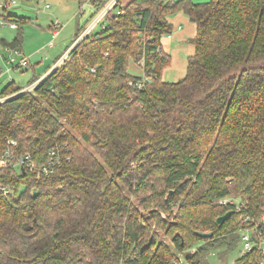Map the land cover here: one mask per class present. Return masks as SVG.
I'll list each match as a JSON object with an SVG mask.
<instances>
[{
  "label": "trees",
  "instance_id": "1",
  "mask_svg": "<svg viewBox=\"0 0 264 264\" xmlns=\"http://www.w3.org/2000/svg\"><path fill=\"white\" fill-rule=\"evenodd\" d=\"M91 1L73 42L109 0ZM178 11L196 24L195 49L169 81L161 39ZM101 25L45 77L33 71L32 89L14 79L0 89V157L9 148L15 163L0 165V264H206L264 214V0H117ZM53 146L52 172L20 161L48 163ZM229 264H264V249Z\"/></svg>",
  "mask_w": 264,
  "mask_h": 264
},
{
  "label": "rangeland",
  "instance_id": "2",
  "mask_svg": "<svg viewBox=\"0 0 264 264\" xmlns=\"http://www.w3.org/2000/svg\"><path fill=\"white\" fill-rule=\"evenodd\" d=\"M85 1L86 3L82 5L79 0H0V67L4 71V75L0 79V89L11 79H14L18 84L27 85L33 78V66L38 64L43 67L47 66L51 60L62 55L68 46H72L78 24L85 23L86 20L92 17L94 12L92 1ZM193 1L206 2L210 0ZM47 3L48 5H46ZM2 5L14 17L25 18V21L19 23L18 27H12L10 21L2 15ZM184 14L183 11L173 14L171 23L176 21L177 16ZM55 20L59 21L58 30L61 32L60 35L53 33L51 24ZM192 26L194 36L196 24L193 23ZM188 27L189 25L186 23L184 26L185 31L188 30ZM19 34L22 35L19 49L3 43V40L13 41ZM189 41L183 43L178 49L169 51L172 55V61L170 65L163 69L164 79L176 81L186 74L188 56L192 54L187 48L189 44L191 45ZM25 56L29 60L27 65L13 66ZM12 58L15 59L14 64L11 62ZM129 71L135 74L143 73L142 67L134 61L129 64ZM136 205L154 230L170 244L171 239L165 234L164 230L159 228L154 219L150 218L149 213L138 202H136ZM176 211L177 208L169 217L173 218ZM238 219L240 221L241 218L238 217ZM262 244L264 246V241ZM242 250V233H233L229 238H223L218 245L209 250L206 255V264L232 263L241 254Z\"/></svg>",
  "mask_w": 264,
  "mask_h": 264
},
{
  "label": "built area",
  "instance_id": "3",
  "mask_svg": "<svg viewBox=\"0 0 264 264\" xmlns=\"http://www.w3.org/2000/svg\"><path fill=\"white\" fill-rule=\"evenodd\" d=\"M116 2H117V0H110L105 4V6L96 14V16L90 21V23L86 26V28L80 33V35L72 43V46L70 47V49H72L73 46L76 43H78L80 40H82L88 33L95 30L96 28H99V26L101 25V22L104 19L106 13L114 6V4ZM10 25L12 27L17 26L16 22H10ZM52 26H53V33L55 35H57L59 21L58 20L53 21ZM102 26L105 27V24L101 25V27ZM50 44L52 45V42ZM70 49L68 50V52L63 54L61 56V58H59L55 67H57L58 65L61 64V62H63V60L68 56ZM14 61H15V59L12 58L11 62L13 64H14ZM28 63H29L28 58L23 57L20 62H18L17 64H14L13 66H15V65H27ZM3 72H4L3 69L0 67V76L3 74ZM38 82H39V80H37L36 82H34L32 84H29L24 89H28V90L32 89L36 84H38ZM4 99H5V97H0V101H2ZM9 143L15 144L16 142L14 139H10ZM49 155L51 157L49 162L45 163V164H41V165H39L36 161L32 160L30 158V156H26V161L23 157L20 161H21V163H25L27 166H29L34 171H36L38 173V175H40L41 173L52 172L54 170L55 166L57 164H59V162H60V155H59V152L57 150V146H53L52 148H50ZM13 158H14V154H12L10 149L7 148L0 157V165L1 166H7V165L15 164L13 162L14 161ZM2 190L7 192V189L4 186H2ZM215 202H218L221 204H228V203H234L236 201H235V199H233V197H223V198H219V199L215 200ZM246 218L247 217H244V219H246ZM252 232H254V234L256 235L255 240L252 238V236H253ZM241 233H242V240H243V250H242L243 253H246L247 251L251 250L256 245L259 248L264 249V246L262 244V242L264 241V214L262 215L261 224H257V226H255V228H252V229H245ZM192 251H195V249L193 248ZM177 261L180 263H187L184 255L182 253L178 254Z\"/></svg>",
  "mask_w": 264,
  "mask_h": 264
},
{
  "label": "crops",
  "instance_id": "4",
  "mask_svg": "<svg viewBox=\"0 0 264 264\" xmlns=\"http://www.w3.org/2000/svg\"><path fill=\"white\" fill-rule=\"evenodd\" d=\"M110 1V0H109ZM123 1V3H126V2H128L129 0H122ZM86 3V1H84L83 3H81L82 5H84ZM46 5H48V3L46 4ZM92 6H93V9H94V11H95V5L92 3ZM2 8H3V11L4 10H6V7L4 6V5H2L1 6ZM169 19H170V21H171V17H169ZM87 21V20H86ZM85 21V22H86ZM53 22V21H52ZM186 23H187V25H189V27H188V30L187 31H185V29H184V26L186 25ZM193 23H195V22H193L189 17H188V15L185 13L184 15H179V16H177L176 17V21L175 22H172V24H173V30H172V32H171V34L169 35V34H166V35H164L163 37H162V39H161V45H162V49L165 51V52H169V51H172L173 49L174 50H176V49H178V47H180V46H182L183 45V43H185L186 41H189V37L190 36H193V31H192V25H193ZM16 24H17V26L16 27H18V23L16 22ZM79 25H81V24H78V26ZM51 27H52V29H53V26H52V24H51ZM194 30V29H193ZM58 31V33H57V35H60V30H57ZM189 32V33H188ZM190 32H192V33H190ZM191 34V35H190ZM195 34V33H194ZM190 42V41H189ZM187 48L191 51V53H193V51H194V45H193V43H191V45L189 44V47L187 46ZM70 49V47L69 48H67L66 49V51L65 52H68V50ZM65 52L64 53H62V55L63 54H65ZM190 53V54H191ZM169 54H170V52H169ZM62 55H60V57L59 58H61V56ZM171 55V54H170ZM26 57V56H25ZM28 58V57H27ZM59 58L56 60V59H53V60H51L49 63H48V65L47 66H45V67H43V66H41V64H38V65H35V66H33V71H36V72H41V73H43L42 74V76H41V78L42 77H45L49 72H51L54 68H55V66H56V63H57V61L59 60ZM56 60V61H55ZM171 61H172V55H171ZM4 74H2L1 76H0V79L2 78V76H3ZM29 84H27V85H23L24 87H26V86H28ZM3 88V87H2ZM1 88V89H2Z\"/></svg>",
  "mask_w": 264,
  "mask_h": 264
},
{
  "label": "water",
  "instance_id": "5",
  "mask_svg": "<svg viewBox=\"0 0 264 264\" xmlns=\"http://www.w3.org/2000/svg\"><path fill=\"white\" fill-rule=\"evenodd\" d=\"M172 191V190H171ZM170 191V193H171ZM234 213V209L230 208L227 211H225L223 214L217 216L215 222L217 225H222L228 218L231 217V215ZM197 234L200 236H210L212 234V231H203L199 230L197 231ZM151 240H152V235H151ZM151 240L149 243H151Z\"/></svg>",
  "mask_w": 264,
  "mask_h": 264
}]
</instances>
